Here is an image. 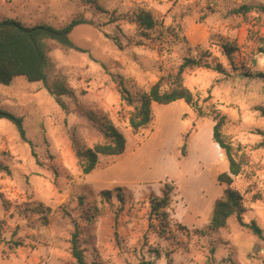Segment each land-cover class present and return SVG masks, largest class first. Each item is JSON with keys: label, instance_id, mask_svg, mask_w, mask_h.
<instances>
[{"label": "rangeland", "instance_id": "374dc122", "mask_svg": "<svg viewBox=\"0 0 264 264\" xmlns=\"http://www.w3.org/2000/svg\"><path fill=\"white\" fill-rule=\"evenodd\" d=\"M242 5L252 10L233 14ZM260 5L264 0H0V21L57 30L84 21L69 35L79 50L44 41L47 86L70 94L58 99L24 77L0 84V109L23 119L27 139L0 120V163L10 170L0 171V264H74L75 229L87 264H264ZM141 13L152 16L151 30L138 28ZM224 44L237 48L231 59ZM199 55L224 72L188 69L184 85L204 111L226 117L222 132L244 156L233 187L243 197V221L254 222L261 239L235 216L226 229L208 230L224 189L217 176L228 171L210 115L197 117L183 101L152 104L151 123L133 133V106L121 105L119 90L138 97L161 78L166 86L184 58ZM108 123L126 139L125 151L99 156L83 175L75 151L102 143ZM165 186L172 192L163 227L150 202ZM102 191L113 194L105 199Z\"/></svg>", "mask_w": 264, "mask_h": 264}, {"label": "trees", "instance_id": "16d2710c", "mask_svg": "<svg viewBox=\"0 0 264 264\" xmlns=\"http://www.w3.org/2000/svg\"><path fill=\"white\" fill-rule=\"evenodd\" d=\"M252 10L249 5H242L233 11L235 15H245ZM258 10L264 15V5H260ZM82 19H75L62 29H55L47 25H37L29 27L14 20L0 21V84L7 86L15 77H24L28 82H43L49 93L56 97L70 94L63 87L57 88L53 92L47 86L46 67L48 58L44 47L45 40H51L60 46L77 49L69 39V35L73 29L83 24ZM138 28L140 30H151L155 26V22L150 13H141L137 17ZM142 36L148 35L141 32ZM223 54L227 59H231L237 48L235 46L222 45ZM264 54V51H261ZM205 55H199L198 59L184 58L179 65L176 73L172 76V81L164 86V79H159L150 87L148 92L135 97L130 95L126 90H119L121 105L133 106V111L129 114L128 125L133 133L147 127L152 121V104L167 106L177 101H183L197 117L204 118L211 116L214 126L212 129V141L224 151L228 161V171L217 176V182L224 186L223 194L213 203L211 211V219L209 223V231H219L226 229L230 217L235 216L241 227L250 229L258 238H263L262 231L254 223L247 224L243 221V215L246 209L243 206V197L233 187V179L242 173L244 166L243 155L238 154V150L233 148L228 138L223 134L222 127L225 124L226 117L220 115L216 111L206 112L199 103L197 94L191 92L183 82V74L188 69L200 68L211 69L218 73H223L224 69L220 64L210 65L202 63ZM60 102V101H59ZM61 103V102H60ZM261 116L264 117V109L260 110ZM0 120H7L15 127L23 141H27L25 130L23 127V119L9 112L0 109ZM102 143H97L91 149H77L75 157L77 166L83 175L91 174L97 164L99 156L118 157L123 155L125 151L126 139L114 128L110 123L102 128ZM263 142L260 144L264 147V133H262ZM0 171L10 174L7 166L0 163ZM117 198L122 203L121 189H115ZM171 188L165 186L161 191V197H154L150 202V213L159 216L165 225L167 213L165 210L169 206L171 199ZM113 193L111 191H102L101 196L109 199ZM162 227V228H163ZM71 254L75 259L74 264H87L84 260L83 253L78 245V232L75 229L72 235Z\"/></svg>", "mask_w": 264, "mask_h": 264}, {"label": "crops", "instance_id": "0c3cea01", "mask_svg": "<svg viewBox=\"0 0 264 264\" xmlns=\"http://www.w3.org/2000/svg\"><path fill=\"white\" fill-rule=\"evenodd\" d=\"M215 145H216V144H215ZM216 147L219 148L218 145H216Z\"/></svg>", "mask_w": 264, "mask_h": 264}, {"label": "bare ground", "instance_id": "6f19581e", "mask_svg": "<svg viewBox=\"0 0 264 264\" xmlns=\"http://www.w3.org/2000/svg\"><path fill=\"white\" fill-rule=\"evenodd\" d=\"M219 157H221V155L219 154Z\"/></svg>", "mask_w": 264, "mask_h": 264}, {"label": "water", "instance_id": "95a60500", "mask_svg": "<svg viewBox=\"0 0 264 264\" xmlns=\"http://www.w3.org/2000/svg\"><path fill=\"white\" fill-rule=\"evenodd\" d=\"M183 150H184V148H183Z\"/></svg>", "mask_w": 264, "mask_h": 264}]
</instances>
